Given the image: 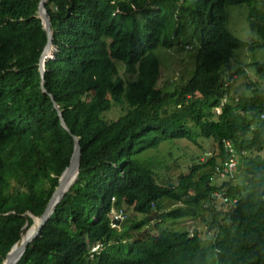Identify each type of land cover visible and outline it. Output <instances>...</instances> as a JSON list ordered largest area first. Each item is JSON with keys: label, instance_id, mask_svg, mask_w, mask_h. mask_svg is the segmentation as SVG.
Here are the masks:
<instances>
[{"label": "trees", "instance_id": "1", "mask_svg": "<svg viewBox=\"0 0 264 264\" xmlns=\"http://www.w3.org/2000/svg\"><path fill=\"white\" fill-rule=\"evenodd\" d=\"M38 3L0 0V264L30 216L43 212L69 164L73 135L77 180L17 264H264V62L240 64L235 54L264 51V0H48L56 51L44 63L47 94ZM236 4L249 6L258 42L226 28L225 8ZM195 40L190 77L165 92L156 49ZM234 61L261 81L238 68V93ZM122 105L123 114L105 119ZM199 139L217 144L220 162L234 154L238 178L216 182L220 162L211 156L160 184L163 164L142 155L166 141L200 147ZM215 191L236 202L211 199ZM123 206L143 219L113 229L109 211ZM204 212L206 241L172 227Z\"/></svg>", "mask_w": 264, "mask_h": 264}, {"label": "rangeland", "instance_id": "2", "mask_svg": "<svg viewBox=\"0 0 264 264\" xmlns=\"http://www.w3.org/2000/svg\"><path fill=\"white\" fill-rule=\"evenodd\" d=\"M248 10L249 6L246 4H236L226 7V28L239 40L248 43L253 41L258 42V38L249 29L247 17ZM164 12L167 13L166 11ZM178 12V9L172 11L173 18L177 16ZM188 32L189 29H187V32L184 31V34H187ZM182 40L184 41V39ZM197 49V40H195L194 47H192L190 43L185 45L182 49H179L178 47L170 49L158 47L155 51V54L161 60V67L157 86L163 90H166L165 92H168L175 84H178L182 82V80L189 78L193 70ZM55 51L56 49L54 50V53ZM235 54L240 64L250 62L253 59L264 62L263 50L254 49L253 51H248L246 48H241L240 50L236 51ZM235 67H237V61L231 63L230 72L233 79L231 87L236 88L238 93H240L244 88L242 85L244 80L235 74V71L238 68H243L250 80L255 82L261 81L260 76H257L253 69H250V67L247 65H243L238 68ZM125 108V105H122L121 107H113L111 111L105 112L103 116L107 120L116 119L118 116L123 114ZM198 144L200 147L185 140H176L174 142L166 141L161 143L157 148L146 151L142 156L144 159H149L152 157L155 162L161 161L163 166H160V169L157 171L158 181L160 184H165L170 178L174 179L180 173L186 174L193 161H205L206 158L215 156L216 162H220L218 156L219 149L217 148V144L214 141L199 139ZM239 174L240 169L238 167L235 180L238 178ZM216 204L219 206L220 202L218 201ZM168 205L166 203V207H169ZM177 205L178 204H175V206ZM123 209L127 214V219L129 222L128 224L131 223L130 221L143 219V216L135 214L131 207L124 206ZM203 217L206 218L205 212L200 214V216L196 217L195 219L181 221L172 227H182V229L188 230L190 233L193 230L197 231L199 236L204 241H206L210 237L207 233L208 228L204 227ZM28 226L30 225L25 226V228ZM94 249L95 248L92 250Z\"/></svg>", "mask_w": 264, "mask_h": 264}, {"label": "water", "instance_id": "3", "mask_svg": "<svg viewBox=\"0 0 264 264\" xmlns=\"http://www.w3.org/2000/svg\"><path fill=\"white\" fill-rule=\"evenodd\" d=\"M47 2L48 0H39L36 11L37 17L40 20L42 28L44 29L47 35V42L38 60V71L40 74V89L43 94H47L44 88V63L47 59L53 58L54 56L53 53L55 50V47L53 45V33H52L50 18L45 9V5ZM49 97L53 103V108L57 111L61 126L66 131L69 132L61 116V112L58 109V106L54 103V100L51 97V95H49ZM72 139H73V151L69 160V164L61 173L58 179L57 186L55 187L52 195L48 199L43 212L38 217L30 216L32 219V223L30 225H32L34 223V220H36L35 230L29 237H27V239L21 241L22 231L24 230L25 226H27L28 224H25L22 227V231L20 232L18 241L11 246L2 264H17L20 261L28 245L31 244L32 241H34V239H36L40 235L42 228L46 225L47 221L55 211L56 206L61 202L63 197L68 193L69 189L77 180L78 173L80 172L81 149H80L78 137L73 135Z\"/></svg>", "mask_w": 264, "mask_h": 264}, {"label": "built area", "instance_id": "4", "mask_svg": "<svg viewBox=\"0 0 264 264\" xmlns=\"http://www.w3.org/2000/svg\"><path fill=\"white\" fill-rule=\"evenodd\" d=\"M216 111L219 112V108H217ZM237 167H238V159L233 154L231 157L218 163L213 173L214 180L218 182L219 184L225 181L235 180V177L238 171ZM210 196H211V199L221 200L224 203L231 202L232 204H234L236 202V199H230L228 197H225L218 191L213 192ZM114 201L115 199L112 198L111 202H114ZM109 216L111 218L110 227L113 229L117 228L119 223L127 219V214L125 210L122 208H118L117 210L115 207H112L109 211ZM192 235L193 233L191 232L190 236Z\"/></svg>", "mask_w": 264, "mask_h": 264}, {"label": "bare ground", "instance_id": "5", "mask_svg": "<svg viewBox=\"0 0 264 264\" xmlns=\"http://www.w3.org/2000/svg\"><path fill=\"white\" fill-rule=\"evenodd\" d=\"M35 228H36V220H34V223L32 224V226L22 235L21 241H24L25 239H27V237H29L33 233Z\"/></svg>", "mask_w": 264, "mask_h": 264}, {"label": "clouds", "instance_id": "6", "mask_svg": "<svg viewBox=\"0 0 264 264\" xmlns=\"http://www.w3.org/2000/svg\"><path fill=\"white\" fill-rule=\"evenodd\" d=\"M238 170V169H237ZM112 203H114V202H112ZM112 208V207H111ZM122 209L124 208V206L123 207H121Z\"/></svg>", "mask_w": 264, "mask_h": 264}]
</instances>
